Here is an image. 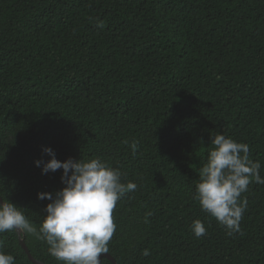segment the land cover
<instances>
[{"label": "trees", "instance_id": "trees-1", "mask_svg": "<svg viewBox=\"0 0 264 264\" xmlns=\"http://www.w3.org/2000/svg\"><path fill=\"white\" fill-rule=\"evenodd\" d=\"M216 134L247 144L264 178V0H0V198L37 229L51 203L38 193L65 187L35 166L51 148L137 185L113 211L116 264H264V184L241 194L232 235L195 199ZM0 251L32 264L16 232Z\"/></svg>", "mask_w": 264, "mask_h": 264}, {"label": "clouds", "instance_id": "clouds-1", "mask_svg": "<svg viewBox=\"0 0 264 264\" xmlns=\"http://www.w3.org/2000/svg\"><path fill=\"white\" fill-rule=\"evenodd\" d=\"M210 143L213 148L200 169L195 199L202 211L232 235L240 231V221L247 208V200H241V194L252 182L264 184L261 164L249 159V146L245 143L223 134L211 136ZM132 148L135 151V142ZM44 152L52 158L47 163L36 161L35 166L43 164L42 174L62 169L61 182L65 187L54 195L38 193V199L51 201L39 229L26 218L23 209L4 201L0 204V234L16 232L21 238L28 234L44 241L49 254L60 264H101L117 228L113 219L117 202L126 193L135 191L137 185L122 183L121 172L99 158L60 162L51 148ZM151 215L146 213L145 223ZM191 227L196 238L206 235L201 221H194ZM142 255L148 256L150 252L144 250ZM0 264H15V259L0 251Z\"/></svg>", "mask_w": 264, "mask_h": 264}, {"label": "water", "instance_id": "water-1", "mask_svg": "<svg viewBox=\"0 0 264 264\" xmlns=\"http://www.w3.org/2000/svg\"><path fill=\"white\" fill-rule=\"evenodd\" d=\"M3 201L2 199L0 198V204H2ZM17 234V233H16ZM18 236V241H19V245L21 247V249L23 250V252L26 254L27 256V259L29 260V262H31L32 264H44V263H41L37 260H35L29 253L23 239L17 234ZM101 259H106L110 264H116L115 260L109 255V254H103Z\"/></svg>", "mask_w": 264, "mask_h": 264}]
</instances>
